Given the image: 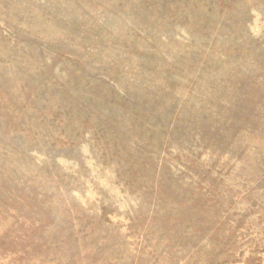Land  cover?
<instances>
[{"label": "rangeland", "instance_id": "1", "mask_svg": "<svg viewBox=\"0 0 264 264\" xmlns=\"http://www.w3.org/2000/svg\"><path fill=\"white\" fill-rule=\"evenodd\" d=\"M0 264H264V0H0Z\"/></svg>", "mask_w": 264, "mask_h": 264}]
</instances>
